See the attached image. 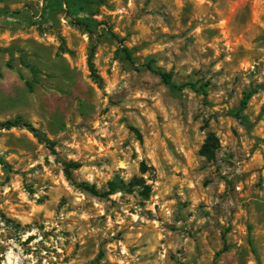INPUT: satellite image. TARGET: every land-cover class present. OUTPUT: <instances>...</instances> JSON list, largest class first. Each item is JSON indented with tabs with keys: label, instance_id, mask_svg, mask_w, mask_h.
Masks as SVG:
<instances>
[{
	"label": "rangeland",
	"instance_id": "1",
	"mask_svg": "<svg viewBox=\"0 0 264 264\" xmlns=\"http://www.w3.org/2000/svg\"><path fill=\"white\" fill-rule=\"evenodd\" d=\"M88 1L92 34L66 5L0 0V123L56 143L0 129V264H264V0ZM69 162L118 189L82 191Z\"/></svg>",
	"mask_w": 264,
	"mask_h": 264
},
{
	"label": "trees",
	"instance_id": "2",
	"mask_svg": "<svg viewBox=\"0 0 264 264\" xmlns=\"http://www.w3.org/2000/svg\"><path fill=\"white\" fill-rule=\"evenodd\" d=\"M45 1L48 2L47 5H48V7H50L52 9L51 10L52 12L56 11V4H58L60 7L62 5H66V7H67L66 14H67V17L72 20V23L74 25L78 26L80 29H84L88 33L92 34L93 31H92L91 27L95 26V21L80 17L81 14H85L88 11V8L90 5V2L88 0H45ZM44 13H45V9H44ZM111 36L114 39H116L119 42V44L121 45L119 52L123 54L124 58L127 61H129L132 65H135V59L133 57V52L128 47L122 46L123 41L121 39H119V37H117L113 33H111ZM6 51L12 55V52L10 49H7ZM63 52L72 54V51H70L69 49H66V48L63 49ZM93 58H94V49L91 50L89 57H88V68H89V71L91 73L90 76H91L92 80L100 88H102L103 79L100 77V75L98 74V72L95 68ZM22 62L25 65V67H27L30 70V72L33 76V81H26V85H27L28 89L30 91H33L35 83L38 82V76H39L40 70L36 66H34V65H32L26 61H22ZM153 62H154L153 60H150L147 63H145L144 65H142V67L146 68V69L150 70L151 72L160 76V78L162 79V81L165 84H167L169 86H174V84L172 83V74L167 73V72L162 71V70L155 69L153 66ZM8 67L12 68L11 63H8ZM0 75H1V73H0ZM185 87H188L197 93H201L205 99L208 97V91H207L208 86H207V84L198 85L197 83L191 82V83L183 84L179 88H185ZM258 92H259V89L254 88V89H251L250 91H247L244 93V96H243L242 101H241L240 109L235 114V116L237 118L241 119L244 117L242 115V112L246 109L250 99L254 95H256ZM12 128H25V129H27L28 131L32 132L34 134V136L41 143L46 144V146H48L50 149H53L56 145L55 142L48 139L44 134H42L32 124L24 121L21 117L0 123V129H2V130H10ZM131 130H133L134 132H137L133 128H131ZM215 143H216V138L213 136L209 137L208 142L203 146V148L201 150L202 155H204L208 158H213L214 157ZM79 167H80V165L78 163H74V162L65 163V174H66L67 179L75 187L81 189L82 191L89 193L93 196H97V197H108L109 195L113 194L118 189V181L117 180L110 184L111 188L108 191H104V192H101L100 190H98L96 188V186L91 185L89 183H84V182L77 183L74 179V176H73V170H76Z\"/></svg>",
	"mask_w": 264,
	"mask_h": 264
}]
</instances>
